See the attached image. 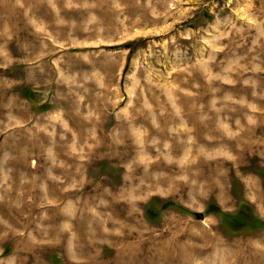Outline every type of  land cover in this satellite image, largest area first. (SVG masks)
<instances>
[{
	"label": "rangeland",
	"instance_id": "rangeland-1",
	"mask_svg": "<svg viewBox=\"0 0 264 264\" xmlns=\"http://www.w3.org/2000/svg\"><path fill=\"white\" fill-rule=\"evenodd\" d=\"M0 264H264V0H0Z\"/></svg>",
	"mask_w": 264,
	"mask_h": 264
},
{
	"label": "water",
	"instance_id": "water-1",
	"mask_svg": "<svg viewBox=\"0 0 264 264\" xmlns=\"http://www.w3.org/2000/svg\"><path fill=\"white\" fill-rule=\"evenodd\" d=\"M194 216L197 219H201L203 217V214L202 213H195Z\"/></svg>",
	"mask_w": 264,
	"mask_h": 264
},
{
	"label": "trees",
	"instance_id": "trees-1",
	"mask_svg": "<svg viewBox=\"0 0 264 264\" xmlns=\"http://www.w3.org/2000/svg\"><path fill=\"white\" fill-rule=\"evenodd\" d=\"M226 217H231L230 214H226ZM248 217V216H247ZM235 219V218H234ZM250 220V219H249Z\"/></svg>",
	"mask_w": 264,
	"mask_h": 264
}]
</instances>
